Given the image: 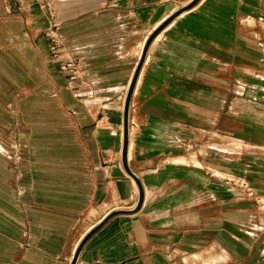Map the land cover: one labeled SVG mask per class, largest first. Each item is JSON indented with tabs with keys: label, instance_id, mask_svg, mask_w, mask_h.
I'll list each match as a JSON object with an SVG mask.
<instances>
[{
	"label": "crops",
	"instance_id": "0c3cea01",
	"mask_svg": "<svg viewBox=\"0 0 264 264\" xmlns=\"http://www.w3.org/2000/svg\"><path fill=\"white\" fill-rule=\"evenodd\" d=\"M55 4L73 81L0 0V264H264L263 208L220 198L264 197V0Z\"/></svg>",
	"mask_w": 264,
	"mask_h": 264
},
{
	"label": "built area",
	"instance_id": "2783aa9c",
	"mask_svg": "<svg viewBox=\"0 0 264 264\" xmlns=\"http://www.w3.org/2000/svg\"><path fill=\"white\" fill-rule=\"evenodd\" d=\"M39 7L43 10L48 19V27L44 32L45 38L48 40L49 51L53 61L58 65L59 70L67 77L68 80H76L82 73L80 64L66 50L65 37L62 34V24L57 16L55 0H35ZM17 126L13 131H17ZM10 145V159L18 170V177L21 172L19 165L22 161L21 147L17 139L12 141ZM226 184H231V192H234L240 199H257L258 195L251 189L249 182L244 178L226 179Z\"/></svg>",
	"mask_w": 264,
	"mask_h": 264
},
{
	"label": "rangeland",
	"instance_id": "374dc122",
	"mask_svg": "<svg viewBox=\"0 0 264 264\" xmlns=\"http://www.w3.org/2000/svg\"><path fill=\"white\" fill-rule=\"evenodd\" d=\"M130 126L131 128L134 130L132 132L136 133L137 129H138V122L136 121V119L132 116L131 119H130ZM228 179H233V177L231 178H228ZM139 188H140V185L138 184ZM228 187V189H230L232 186L231 184L230 185H226ZM140 195H141V191H140ZM219 195V194H218ZM220 196V195H219ZM220 198H222L223 202L227 201V200H240V202H250L251 204L257 206L258 208H263L264 210V197H260L258 196V198L256 199H240L234 192H231L230 193H227V195L223 194L220 196ZM234 200V201H235ZM143 201H144V198H143ZM143 201H141V197H140V203H139V206L141 204H143ZM262 210V209H261Z\"/></svg>",
	"mask_w": 264,
	"mask_h": 264
},
{
	"label": "water",
	"instance_id": "95a60500",
	"mask_svg": "<svg viewBox=\"0 0 264 264\" xmlns=\"http://www.w3.org/2000/svg\"><path fill=\"white\" fill-rule=\"evenodd\" d=\"M142 63L143 62H141V64L139 65V67H138V69H137V71L135 73L133 82H132L131 87L129 89V93H128V96H127L126 104H125V127H126V130L128 129V112H129V106H130V102H131V97H132L133 91L135 89V85H136L137 79H138L139 74H140ZM126 133H127V131H126Z\"/></svg>",
	"mask_w": 264,
	"mask_h": 264
},
{
	"label": "bare ground",
	"instance_id": "6f19581e",
	"mask_svg": "<svg viewBox=\"0 0 264 264\" xmlns=\"http://www.w3.org/2000/svg\"><path fill=\"white\" fill-rule=\"evenodd\" d=\"M137 84H138V82H137ZM136 87H137V85H136ZM136 87H135V89H134V93H135V90H136ZM129 131H130V126H129ZM138 187V186H137ZM139 190V189H138ZM96 226V225H95Z\"/></svg>",
	"mask_w": 264,
	"mask_h": 264
}]
</instances>
